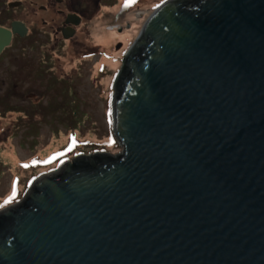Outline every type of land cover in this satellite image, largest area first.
Segmentation results:
<instances>
[{"label": "water", "instance_id": "obj_1", "mask_svg": "<svg viewBox=\"0 0 264 264\" xmlns=\"http://www.w3.org/2000/svg\"><path fill=\"white\" fill-rule=\"evenodd\" d=\"M26 30L0 28V55ZM120 155L0 212V264H264V0H166L111 93Z\"/></svg>", "mask_w": 264, "mask_h": 264}, {"label": "rangeland", "instance_id": "obj_2", "mask_svg": "<svg viewBox=\"0 0 264 264\" xmlns=\"http://www.w3.org/2000/svg\"><path fill=\"white\" fill-rule=\"evenodd\" d=\"M163 1L130 0V10L146 5V21ZM32 9L26 3L23 14ZM140 25L137 20L134 40ZM113 28L100 26L102 32ZM99 36L69 51L66 45L54 49L46 40L28 37L0 57V212L19 204L39 177L76 157L121 154L113 138L110 102L121 66L117 60L130 46L113 60L120 45Z\"/></svg>", "mask_w": 264, "mask_h": 264}, {"label": "flooded vegetation", "instance_id": "obj_3", "mask_svg": "<svg viewBox=\"0 0 264 264\" xmlns=\"http://www.w3.org/2000/svg\"><path fill=\"white\" fill-rule=\"evenodd\" d=\"M138 1L140 4L141 0ZM26 3L33 9L23 14ZM131 4L130 0H0V28L10 31L11 26L17 23L23 25L26 30L23 37H12L10 46L0 57L16 42L24 41L28 37H33L37 42L46 40L54 49L66 45V51H69L75 45L87 47L88 41H93L97 35L102 34L104 37L99 36L100 40L107 38L115 40L116 46L120 45L112 57L114 60L124 46L129 47L135 41L132 36L136 21L141 22L139 29L142 28L145 21L142 19L146 17L145 12L149 9L146 5H140L137 9L130 10ZM114 9H119L118 14H114ZM8 10L11 11L9 15ZM19 11L20 14H17ZM37 24H40L44 31L39 30ZM101 25L116 28L102 32ZM115 35L118 37L115 38ZM124 35L126 38L120 42L119 38ZM123 56L120 53L118 64L123 60Z\"/></svg>", "mask_w": 264, "mask_h": 264}, {"label": "snow or ice", "instance_id": "obj_4", "mask_svg": "<svg viewBox=\"0 0 264 264\" xmlns=\"http://www.w3.org/2000/svg\"><path fill=\"white\" fill-rule=\"evenodd\" d=\"M7 203V202H6Z\"/></svg>", "mask_w": 264, "mask_h": 264}]
</instances>
